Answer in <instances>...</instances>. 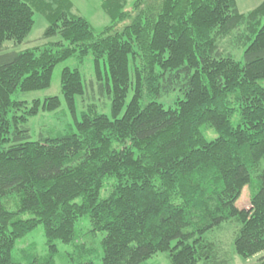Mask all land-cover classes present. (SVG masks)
I'll return each instance as SVG.
<instances>
[{
  "label": "trees",
  "instance_id": "16d2710c",
  "mask_svg": "<svg viewBox=\"0 0 264 264\" xmlns=\"http://www.w3.org/2000/svg\"><path fill=\"white\" fill-rule=\"evenodd\" d=\"M126 4L103 0L110 25L96 32L68 0H0V264H19L15 243L38 225L56 253L55 242H75L84 217L103 234L101 264H142L158 253L169 264H226L205 236L229 222L236 255L264 251V0L246 13L235 0ZM34 13L48 22L45 43L8 51L6 42L27 38ZM242 46L236 60L230 49ZM87 56L109 114L90 103L76 118L84 85L65 68L60 89L75 132L28 140V120L60 100L16 97L48 89L57 64ZM174 91L173 106L157 101ZM245 186L253 192L238 209Z\"/></svg>",
  "mask_w": 264,
  "mask_h": 264
},
{
  "label": "rangeland",
  "instance_id": "374dc122",
  "mask_svg": "<svg viewBox=\"0 0 264 264\" xmlns=\"http://www.w3.org/2000/svg\"><path fill=\"white\" fill-rule=\"evenodd\" d=\"M54 2L55 0H46ZM72 5V12L85 19L94 31H103L107 26L110 25V18L105 14L101 7L103 0H68ZM240 1V0H238ZM260 0H253L251 3L248 1H242L240 9L246 13L259 4ZM126 8L130 7L133 0H126ZM34 24L27 38L20 45L14 46L12 42H6L5 47H9L8 51H21L24 49L41 47L43 45L42 34L48 25L46 18L42 13H34L33 16ZM123 25H121L122 27ZM245 46L240 49L231 48V54L236 60H241L242 52ZM69 68L71 70L77 69L81 76L84 85L83 96H77L75 99L76 104V118L80 119L81 112L85 107L92 103L98 106V111L101 113L109 114L110 101L107 97L106 91L104 90L101 94L97 85H92L94 82L92 57L87 56L83 60L76 58H69L63 62L57 64L52 71V78L50 87L46 90L36 92H26L19 94L16 99L30 103L31 101L38 99L43 101L49 97H58L60 100L59 107L52 112H40L35 117L28 120L26 126L29 130L30 141H36L43 138H54L66 133H74V120L70 112L68 111L64 98L60 89V74L63 69ZM103 83H105V72L102 66ZM264 87V80L259 82ZM181 97L179 91H174L169 95H164L157 99L158 102L163 104L166 108L173 106L175 100ZM130 99V94L126 100ZM105 105L104 108H99L101 105ZM237 116L232 118V124L236 125ZM203 133L207 140H213L215 133L208 129L202 128ZM255 186V185H254ZM253 190L245 186L239 197L235 202V206L238 209L247 208L250 194ZM102 195H105V191H102ZM6 199L2 200V203L6 205ZM8 209H14L8 207ZM27 218L28 216H23ZM91 226L87 217L81 218L75 225L76 240L70 244H61L55 242L57 246V252L51 254L47 245V241L43 235L42 226L38 225L32 232L16 241L15 246L12 250V259L15 263L28 264L32 259L43 261L47 258L53 260V264H69L77 262H89L93 264H101V246L100 241L102 239V233H91ZM237 230L236 225L233 222L222 224L220 229L214 230L206 234V238L216 242L217 247L220 249L221 256L226 264H258L259 259H264V251L253 256L249 259H242L236 255L233 250V238ZM80 244H83L87 248H90L91 254L78 253ZM142 264H169L166 255L158 253L145 261Z\"/></svg>",
  "mask_w": 264,
  "mask_h": 264
},
{
  "label": "crops",
  "instance_id": "0c3cea01",
  "mask_svg": "<svg viewBox=\"0 0 264 264\" xmlns=\"http://www.w3.org/2000/svg\"><path fill=\"white\" fill-rule=\"evenodd\" d=\"M235 1H236V5H237V9H238V11H239L240 13H244V12L240 9V7H239L240 4L242 3V1H248V2L251 3L253 0H240V1L235 0ZM262 1H263V0H260V1H259V4H260ZM259 4H258V5H259ZM258 5H257V6H258Z\"/></svg>",
  "mask_w": 264,
  "mask_h": 264
}]
</instances>
